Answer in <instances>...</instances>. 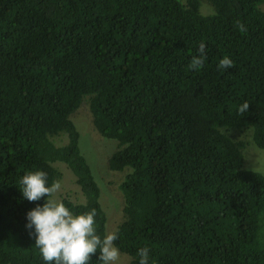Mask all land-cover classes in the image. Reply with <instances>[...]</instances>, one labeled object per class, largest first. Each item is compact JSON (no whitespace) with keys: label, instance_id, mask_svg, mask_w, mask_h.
Wrapping results in <instances>:
<instances>
[{"label":"trees","instance_id":"16d2710c","mask_svg":"<svg viewBox=\"0 0 264 264\" xmlns=\"http://www.w3.org/2000/svg\"><path fill=\"white\" fill-rule=\"evenodd\" d=\"M83 106L118 141L115 244L130 264L145 245L150 264H264V175L226 133L248 130L264 149V0H0V264H43L25 214L44 198L23 199L25 172L50 184L65 164L83 201L64 203L96 208L108 229L74 122Z\"/></svg>","mask_w":264,"mask_h":264},{"label":"clouds","instance_id":"9594fccd","mask_svg":"<svg viewBox=\"0 0 264 264\" xmlns=\"http://www.w3.org/2000/svg\"><path fill=\"white\" fill-rule=\"evenodd\" d=\"M239 31H247L244 24H238ZM198 55L191 58L189 68L198 71L204 67L207 59L206 45L200 42ZM233 60L225 55L219 59L217 67L221 70L233 66ZM249 103L244 101L238 106L240 113H246ZM23 199L39 201L25 214V228L34 237L43 264H93L92 257L97 256L95 264H116L120 249L115 244L119 238L115 232H98L97 210L91 208L76 213L63 200L55 198L60 191L59 181L48 183L47 173L37 169L25 172L18 181ZM151 248L147 245L138 247L135 256L137 264H150Z\"/></svg>","mask_w":264,"mask_h":264},{"label":"rangeland","instance_id":"374dc122","mask_svg":"<svg viewBox=\"0 0 264 264\" xmlns=\"http://www.w3.org/2000/svg\"><path fill=\"white\" fill-rule=\"evenodd\" d=\"M74 122L81 133L80 146L82 153L91 164L95 178L102 189V204L109 213L107 231L114 232L121 222L124 200L119 185L125 173L114 172L109 169V158L118 149V141L99 135L92 124V116L86 106H83L75 115ZM226 133L235 141H243L246 147L243 150L244 166L246 169L258 171L264 175V149L258 148L248 130L229 129ZM61 173L59 182L61 189L55 193L59 200L69 199L73 202H82L83 197L75 177L65 164H56ZM121 253V252H120ZM116 264H130V258L121 253Z\"/></svg>","mask_w":264,"mask_h":264}]
</instances>
